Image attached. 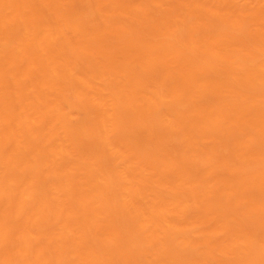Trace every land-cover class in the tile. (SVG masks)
Returning <instances> with one entry per match:
<instances>
[{"label":"bare ground","instance_id":"obj_1","mask_svg":"<svg viewBox=\"0 0 264 264\" xmlns=\"http://www.w3.org/2000/svg\"><path fill=\"white\" fill-rule=\"evenodd\" d=\"M0 264H264V0H0Z\"/></svg>","mask_w":264,"mask_h":264}]
</instances>
